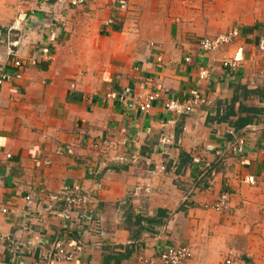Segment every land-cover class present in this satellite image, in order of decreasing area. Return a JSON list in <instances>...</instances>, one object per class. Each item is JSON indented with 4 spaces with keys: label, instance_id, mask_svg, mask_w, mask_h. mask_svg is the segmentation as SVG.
Listing matches in <instances>:
<instances>
[{
    "label": "crops",
    "instance_id": "crops-1",
    "mask_svg": "<svg viewBox=\"0 0 264 264\" xmlns=\"http://www.w3.org/2000/svg\"><path fill=\"white\" fill-rule=\"evenodd\" d=\"M232 30L216 51L196 45ZM8 50L25 69L0 86V204L11 211L0 215V264H44L56 240L81 245L59 264H161L179 246L192 252L185 264L230 252L264 264V0H0L3 63ZM193 95L206 104L190 115L165 111ZM231 130L240 155L226 147ZM167 132L175 143L161 146ZM75 185L90 195L87 218L62 221L53 197ZM223 192L228 210L205 208Z\"/></svg>",
    "mask_w": 264,
    "mask_h": 264
},
{
    "label": "built area",
    "instance_id": "built-area-1",
    "mask_svg": "<svg viewBox=\"0 0 264 264\" xmlns=\"http://www.w3.org/2000/svg\"><path fill=\"white\" fill-rule=\"evenodd\" d=\"M72 7H79L86 3V0H64ZM239 33L237 30H232L227 33L219 34L214 37H202L196 41L198 49L202 52H213L219 48L229 45L234 39L238 37ZM7 55L9 59L3 63L0 61V86L4 83L18 80L22 77L24 72V65L22 62L13 56V54L8 50ZM242 60L241 53L238 52L231 59H227L223 62V66L227 68L234 69L237 67L238 63ZM160 62V58L157 59ZM200 78H206L208 72L203 70L199 73ZM160 98L159 92H153L147 94L143 101L139 104L140 111L149 110L154 103H156ZM206 104V100L198 95H193L192 97L180 101L177 99H169L164 102V109L167 113L173 115L174 117L188 116L193 113L198 106ZM174 124L173 120H167L164 123V127L172 128ZM230 138L226 143L229 152L234 155H240L244 152L245 141L244 138L238 137L231 130L229 132ZM175 143L174 135L167 132L162 136L160 140L161 146H172ZM264 151V149H263ZM9 158L10 156L7 155ZM167 170L166 166L159 167L160 172H165ZM142 191V187H138L134 190V196H138ZM53 199H60L63 202V208L58 211H53L52 213L62 221H70L72 219L73 212H77L83 218L86 216V206L90 201V195L86 193L80 186L75 185L73 187H64L60 192L59 197H53ZM27 201L31 200V197H26ZM206 209L213 210L216 212H223L229 208V193L223 192L219 195L218 199L212 205H206ZM11 211L7 206L0 204V215H8ZM93 232L99 234V228L93 229ZM8 242L12 241L6 239ZM19 247L14 246V250H18ZM81 252V245L77 244L67 246L62 241L56 240L52 243L49 254L46 257L44 264H59L61 262H71L78 254ZM161 264H185L192 258V252L188 247H167L161 250L157 256ZM138 262L140 264H151L150 260L146 257H139ZM220 264H239L234 255L230 252L223 259Z\"/></svg>",
    "mask_w": 264,
    "mask_h": 264
},
{
    "label": "trees",
    "instance_id": "trees-1",
    "mask_svg": "<svg viewBox=\"0 0 264 264\" xmlns=\"http://www.w3.org/2000/svg\"><path fill=\"white\" fill-rule=\"evenodd\" d=\"M125 252H126V255H123L120 259H124L126 257L128 258L130 256V254H131L130 250L126 249ZM117 260L119 261V259H117Z\"/></svg>",
    "mask_w": 264,
    "mask_h": 264
}]
</instances>
